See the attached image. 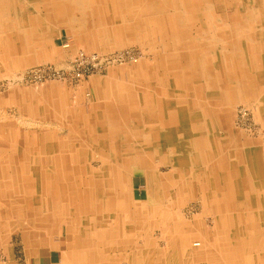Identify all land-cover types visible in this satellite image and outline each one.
Returning <instances> with one entry per match:
<instances>
[{"label": "bare ground", "instance_id": "obj_1", "mask_svg": "<svg viewBox=\"0 0 264 264\" xmlns=\"http://www.w3.org/2000/svg\"><path fill=\"white\" fill-rule=\"evenodd\" d=\"M17 1L23 0H0V35L9 34L13 37L10 41L6 38L5 43L3 42L5 45H12L19 34L41 30L38 25L41 23L39 19L42 18L40 14H35L32 23V18L22 14L25 13V8L22 13L6 10V4L18 10L15 5ZM66 1L74 4L71 10L76 9L79 4L78 0ZM259 1L253 0L249 2L250 5L245 6L227 2L233 13L238 14L237 17L243 22L240 32L232 33L225 27L219 29L221 34L218 36V31L214 33L212 30L215 29L211 30L204 24L203 28H197L194 32L171 33L168 38L172 44L168 40L163 44L164 52L167 53L166 64L163 65L164 62H160L158 56L155 63L156 67L164 66L168 74L151 76L146 65L138 68L145 71L143 74V70L139 72V80H135L143 82L146 91H143L140 97L129 96V106L125 108L127 111L124 110L121 118L117 121H104L106 115L97 125V129L101 131L91 133L90 138L95 146L105 153L102 163L108 179H104L99 171H93L85 164L83 174L76 171V167L83 164V159L88 158L82 147L71 145L70 142H61L58 145L48 131L42 134L43 137H35V142L42 145L35 155L34 164L29 166L32 170L20 173L21 178L0 190L1 198L8 201L0 204V227L3 231L6 233L13 226L16 230H21L24 227L23 221L29 218L28 226L48 240L51 237L47 232L51 230L53 235H59L63 226L70 224L71 233L66 236L65 243L67 254L76 259V264H115L110 254H118L119 258L123 255L120 259L126 262H134L138 257V263L154 264L156 258L148 249L153 248V242L148 238L149 229L159 227L162 239H169L170 235L174 234L171 233L173 229H186L199 242L194 245L195 254L189 252L185 255L190 261L177 255V244L173 241L170 242L171 252L167 249L168 253H163L160 259L167 260V264H194L200 238L202 239L198 233L201 227L196 228L195 224H184L174 218L170 219L168 209L157 206L164 205L161 193L157 201H149L148 198L144 204H130V176L132 167L136 166L145 174L147 192H156L155 197L157 191L173 185L177 193L172 196V201L174 198L177 201L179 198L194 199L196 191L198 193L199 190L205 208L209 206L215 216H218L215 232L210 234L207 243L210 250L209 257L204 258L207 262L216 257L228 259V262L233 261L236 264L237 250L231 252V248L237 245L235 237H242L244 247H250L253 253L254 262L261 259L264 264V182L257 181V186L255 185L254 190L251 189L253 193H248L245 188L246 181L240 182L238 179V188L244 189L245 192H241L243 194L239 197L236 196L233 203L230 195L233 190L231 185L226 184L231 174L223 154L224 148L221 147L233 145L231 140L225 141L223 134L227 129L228 115L225 113L233 104L243 102L248 105L257 104L260 110L264 108V98L260 97L262 87L256 84L264 79V1ZM38 2L52 3L51 22L67 27L66 19L60 21L63 16L59 15L61 4L65 0H36V4ZM201 2L208 3L204 0H115L116 23H112L110 29L123 33L124 38L134 37L138 33L149 37L146 34L147 28L150 31L152 29L146 27L147 24H152L155 26L153 30L162 33L164 28L160 25L165 23L162 20L159 26H156L152 16L166 19L173 23H170L171 26H176L181 21H196L193 8L194 5H200L199 17L204 14L207 18L204 12L207 7H202ZM120 3L124 4V7H117ZM183 6L185 12L179 9H183ZM166 10H171L172 13L166 16L160 14ZM139 17L143 20L136 21ZM74 18L76 19L72 14V22H76ZM133 22L138 24L134 25ZM97 24L104 26L99 28L101 33L104 32L103 28L107 29L106 23L100 21ZM224 32L228 34L224 35ZM230 33L238 35L231 36ZM213 55L218 57H212ZM219 78L224 81L223 85H219ZM85 136L90 139L88 133H85ZM155 166L170 167L172 175L163 179L153 178ZM78 168L80 171V167ZM62 176L83 177L80 179L84 188L73 186L70 191L65 188L66 185H61V182L66 183ZM147 196L149 197L148 194ZM257 199L262 203L257 204ZM117 203L120 204V214H117ZM229 203L236 205L238 214L225 212V209L230 208ZM172 204L174 203L168 205ZM153 206L157 208L150 211L149 208ZM7 207L11 211V217L15 218L14 222L7 214ZM221 209L224 210L220 212ZM245 210L252 211L253 217L250 220L247 219ZM151 212L156 216L150 220L148 214ZM235 219H238V223L234 222ZM170 220L172 223L168 228L166 222ZM248 222L250 230L245 227ZM19 224H22V227L19 228ZM134 230H140L144 237L141 252L135 248L136 241L122 240L127 233ZM204 236L208 237L205 233ZM128 237L132 238L133 235ZM158 260L156 261L159 263Z\"/></svg>", "mask_w": 264, "mask_h": 264}, {"label": "rangeland", "instance_id": "obj_2", "mask_svg": "<svg viewBox=\"0 0 264 264\" xmlns=\"http://www.w3.org/2000/svg\"><path fill=\"white\" fill-rule=\"evenodd\" d=\"M193 1L197 2L199 0H193ZM204 1L210 3L209 5L207 4L205 6V4L201 2L202 7L208 6L207 8L204 9L205 13H209L211 11L214 15H217V17L225 13L226 8L221 3V0H204ZM140 4L144 5L141 2ZM184 7L185 6H183V9L179 8L180 11L185 12ZM194 7H195L193 8V10L195 9L194 17L196 18V21L195 20L190 21V22L181 21L180 24H177L176 26H171L170 23L173 25L172 22H169L166 19L160 18L161 20L165 21V23H161L160 25L164 28L162 33L161 32L159 33V32H156V30H153L155 29V26H153L152 24L150 26L147 24L146 27H150L152 29L150 31L147 28L146 34L149 37H144V35L141 33L136 34L134 37H130V36H126L125 38L123 36L122 37H110V39H108V42L111 41L110 43L111 45H108L107 47H99V48H95V47L92 48L88 45H86L87 48H85V46L78 44L79 42L81 43V41L78 42L72 34H68V33H65L66 31L60 30V27H61L60 23H52L51 28L53 31H52L51 45L49 48H47L48 57H49L47 60L36 63V64H31V65L22 63L21 64L22 66L17 70H9V71H6L4 74L0 72V98L1 97L5 98V100L0 101V133L1 132L4 133V137L6 138L8 134H11L12 132H14V135H17L18 132H21L20 137H19L20 139L19 141H21L20 145H22L23 143H25L24 145H28L26 141L29 139V137L31 139L33 137V134L36 136V138H40V137H43L44 135L42 134L46 133L47 131L48 133L51 134L50 136L55 139V142H74L76 143V142L84 141V140L80 136L79 134L80 132L77 131L75 123L80 122L81 119L82 121H84L85 124H89V125H94L98 121L99 122L101 121L98 118L96 119L92 118L90 114L92 111V108L95 107V109H98L97 111L99 113H103V112L107 113L108 115L106 119L107 121H117L118 119L115 118V116L119 114V112L117 111H119L120 107H121L120 111H122V107L123 108L128 107L126 96L120 95V98L116 97L117 96L116 94L119 93L117 92V89L121 90V88L123 87H125L126 89L128 88L126 83H130L132 84L130 85L132 94L140 97L141 93L143 91H146V87L140 86L139 81L136 82V80H139V72H142L143 70L142 69L140 71L138 70V68L141 66L143 67V65H146V67L150 71V72L148 71V73L151 76L160 75V74H168V72L166 73V70L164 69V66H163L164 64H166L165 60L167 59L165 58L167 53L164 52L165 49L163 47L164 41L168 40V42L172 44L169 41L168 37H171V33L173 32L174 33L175 32L187 33L189 31L194 32L196 31L195 29L204 27V24H205L204 14H203L204 12H202L203 15L199 17L200 5L198 6L194 5ZM207 9L208 11H206ZM168 13H172V11L166 10L164 13L160 12V14H162L163 16L168 15ZM133 24L137 25L138 22H133ZM94 31H95L94 29L91 30L92 33ZM93 40L96 41L95 39ZM93 40L91 39V42ZM65 44H68L69 47L63 48ZM79 51L87 53V54L95 53L101 56H105L107 58L112 57L113 55L115 56V54L119 52L131 51V54H134L132 55L134 59L132 60L127 59V57L125 56L124 62L108 63L105 65V68L100 73L93 74V75L89 73L88 75H85L86 76L85 80H82L79 83L59 81V80L52 81V80L43 79V80L38 81V80L28 79V74L33 69H38V68L48 67V66L55 68V69H62L66 73L68 71L67 69L69 65L68 63L75 57V55ZM157 56L159 57L160 62H164L162 65L163 67H160V66H158L157 68L154 67L156 65L155 63L157 62ZM212 57H218V56L213 55ZM144 71L145 70H143L142 74L144 73ZM111 78L123 79V81L120 83H123L125 85H120V86L105 85L101 87L102 88L101 96L97 95V93L93 94L90 83L95 82L97 79H111ZM18 89L21 91L28 90L30 92L28 94L29 97L31 99L33 98L32 100H35V102L37 103L36 106L39 107V110L37 112H39L40 115L44 113L46 114V116L38 117V118L23 117V115L26 113L22 112V110L20 109L21 104L19 102L14 103L10 99L9 100L6 99L8 98L7 96L8 92L16 91ZM104 90L106 91L105 93H104ZM86 93L90 94L89 98L85 96ZM52 99H55V101H52V102L48 101ZM29 106L31 108L32 102ZM259 110L260 109L257 104L248 105L242 102V103L233 104L232 108H230L229 111L225 113L228 115V118L226 117L227 129L224 130L223 132V134H225V137H224L225 141L228 142L231 140L232 141L231 143L233 145H239L243 149L239 153H242L243 151H248V155L244 160L242 158H238V156H236L234 153L227 151L229 160L235 161L236 159L240 163L239 166L241 169L240 171L241 174L244 170H246L247 167L248 168L251 167L252 171L254 170V163H255L256 157L258 159V162H259L258 164L260 166H258V164L256 163L255 164L257 167H259L262 170L264 174V108L261 109L260 111ZM260 112L261 114H259ZM225 114L223 113V115ZM63 115L64 117H59ZM220 116L222 115L220 114ZM41 120L43 122L45 120V122L43 123ZM12 129L13 131H11ZM68 130L69 131L73 130L72 131L73 136L69 137ZM28 131L31 132V134H29ZM89 140L90 141L88 144L90 145H78L79 147H82L85 150V152H87L86 157L88 158L83 159V164L78 165V167H80V171L78 167H76V171L80 174H83L84 173L83 167L85 164L86 166L91 168L93 171L95 170L99 171V173L104 179L106 178L108 179L109 177L108 175H106L107 172H105L103 169L105 153L101 149L95 146L96 144L91 140V138ZM243 147L245 148V150ZM80 162L82 163V161ZM153 170H154L152 172L153 178L155 177L157 179L158 178L163 179L165 177H169L172 175V169L170 167L157 166L156 168L155 166ZM132 174H133V177H132L133 179H130L131 187L129 188H130V193H131L130 198H131V201H133L134 203L131 202L130 204H133L135 206H137L138 204H144V202H136L134 199L147 200L149 198V201L151 200L157 201L158 196L161 193V196H163L162 200H164L163 201L164 205H157V206H159L161 209H165L166 207L167 209L176 211L174 214H171V212L168 213L169 214L168 217L169 218L171 217L170 219L173 220L174 218L177 221L183 222L184 224L185 223H188L191 225L195 224L194 226H196V228L201 227L200 229L201 231L198 233L201 235L202 239L200 238L201 240L200 246L195 255L197 260H195L194 258L196 262H194L193 260L191 263L194 262V264H206V262L205 263L204 261L201 262V260L204 259L205 257H209L208 255L210 254V250L208 249V246H207V243L209 241V237L211 234L209 231L213 232L215 230V226L218 221L217 219L218 216H215V213H213V215L212 214L204 215V213H200L202 205H201V201H199L197 197H195V199L179 198L178 201L177 199L174 198L173 199L174 202H173L171 198L174 194L177 193L174 191L176 188L174 187V185L173 187L170 186L169 188H166L163 190L161 189L159 192L157 191V196L155 197L156 192H153V191L147 192V184L145 182L146 178H145L144 172L138 167L133 166ZM246 174H247V177L250 178V187L252 189L254 187L253 181H255L256 176L253 175V173H249V174L246 173ZM71 183H73L74 185H72ZM61 185L63 186L66 185L65 188L69 189L70 191L73 190L74 188L73 186L78 187L80 189L84 188V184L82 181L81 182L73 181V182H67L64 184L61 182ZM147 194L149 195V197L147 196ZM133 195L135 197H133ZM263 196H264V193H263ZM258 199L260 198L258 197ZM258 199H257V204H260L262 203V201H264L263 199L260 202L258 201ZM171 203H174V204H172L171 206L168 205ZM230 203H229L230 208L229 207L228 208L232 209L233 207ZM157 206H153L152 208L150 207L149 210L152 211L155 207L157 208ZM116 209H117V214H120V204L117 203ZM8 215L14 222L15 218H12L10 213H8ZM153 216H156V214H153L152 212L148 214V217L150 218V220ZM202 217L204 218L203 222L193 223L194 220L196 221L201 220ZM28 219L25 218V220L23 221L24 227L21 230L20 229L16 230V228H14L13 230L14 235L12 236V241L9 239L8 245L0 244V256L1 257L4 258L6 255V252L12 251V249L14 250V253H16L18 257H21V258L23 257V254H24L23 247L19 245L21 236H19L18 234L21 235V232L27 233L28 231H31L30 227L28 226ZM152 220L154 221V219ZM172 220L166 222V226L168 228L171 227ZM19 225H22V224H19ZM66 227H67L66 231L71 232V225L69 224ZM157 228L159 227H155V228L152 227L151 230L149 229L148 231V238L149 240H152L153 242V248L148 247V249L151 252V255L156 258L154 261V264H159L156 260L160 259V256L163 253L167 254L168 253L166 252L167 249H169L168 251L171 252V247H170L171 241L177 244V255L183 258V260L190 261V259H187L185 255H187L189 252L193 253L195 250L194 249L195 243L197 242L199 244V242L197 239L194 238L193 235H191L190 232L188 233L189 230L187 231L186 229H183L180 231L179 230L175 231L173 229L171 233H174V234L170 235L169 239L168 238L166 239V237H164L165 239H162L161 230ZM246 229L250 230V228L248 227H246ZM66 231L64 230V232ZM204 233L208 235V237L204 236ZM128 235L130 236L133 235V237L129 238ZM213 237H215V235ZM143 238L144 237H142V232H140V230H134L133 232L127 233L126 237L125 238L123 237L122 240L136 241L135 244L137 246L135 245L136 246L135 248L139 250V252H141L143 251L141 250V248L144 246ZM235 238L237 239V242H236L237 245H235L234 248L233 247L231 248V252H234L237 250L238 259H240V257L241 258L247 257V259H250V261H252L253 253L250 247H247V248L244 247V242H243L242 237H239V238L235 237ZM163 242L167 243L168 246L164 244ZM11 244L13 245L11 246ZM243 247L245 248L244 250H243ZM204 249H208L209 251L205 254L203 253ZM193 254H195V252ZM111 256H113V259L115 260V264H142L140 262L138 263V260H137L138 257L134 262H126L120 259V258H123V255L120 258L118 254H110V257ZM139 258H140V255H139ZM254 263L255 262L253 261L252 264ZM255 264H258V263H255ZM260 264H263V263L260 262Z\"/></svg>", "mask_w": 264, "mask_h": 264}, {"label": "crops", "instance_id": "obj_3", "mask_svg": "<svg viewBox=\"0 0 264 264\" xmlns=\"http://www.w3.org/2000/svg\"><path fill=\"white\" fill-rule=\"evenodd\" d=\"M78 1H79V4H78L79 6L76 5L77 6L76 9L71 10L72 6L74 4H72L71 1L65 0V2H63L61 4V10L59 13L60 17H61V15L63 16V18H60V21H64V18H65L66 19L65 22L67 23L66 24L67 27H63L61 25L60 30H64V31H66L65 33H68V34H72L78 42L81 41V43L79 42L78 44L85 46V48H87L86 45H88L92 48H94V47L95 48L105 47L111 43V41L108 42V39H110V37H122L124 35L123 33H116V32H114V30L110 29L111 25H113L112 23H116V19H115L116 14H114L115 13L114 6L116 5L115 0H104V1L103 0H78ZM251 1H253V0H237V1L236 0H221V3L226 8L225 13L219 15L218 17H217V15H214L211 11L209 13H206L207 18L208 17L209 18L207 19L206 16L204 17L205 26L207 28H211V30L215 29V30H212V31H214V33H216V31H218V33H216L218 36H220V34H221V33L219 34V32H221L220 31L221 28H225V27L229 28V32H232V33L240 32L241 28H243V22H241V20H239V18L237 17L238 14L233 13V10L230 8V6L227 2H230V4L232 2H235L239 5L245 6V5H250L251 3H249V2H251ZM263 1L264 0H260L259 2L262 3ZM44 4L40 3V2H38V4H36V0L17 1V3L15 5L18 7V10H15L14 6H12L13 8H11V6L6 4L7 5L6 10L10 11V12L19 11L20 13H22L24 11V8H25V13H22V14H24V17L32 18V20H31L32 23L35 20V14L36 13L40 14L42 18L39 19V21L41 23L38 24L40 26V29H41L40 32H29V33H25V34H19V35H17L18 39H15L12 42V45L3 44V42L5 43L6 38L9 39V41H10L11 38H13L12 35H9V34L8 35H0V38H1L0 39V41H1L0 42V72H2V74H4L6 71H9V70L19 69L22 66L21 65L22 63H26V64L31 65V64L43 62L49 58L47 48L50 47L51 38H52V29H51V25H52L51 14H52V12L51 11L53 10V5L50 2H48L47 4L46 3H44ZM204 4L206 6L207 4L209 5L210 3L208 2L207 4L206 3H204ZM118 5H120V6H117V7H120V8L124 7V4L120 3ZM19 6H21V7H19ZM94 6H95V8L93 9ZM79 7H81V8H79ZM41 8L43 9V11ZM206 11H208V9ZM72 14L76 17V19L74 18V20L76 22L71 21ZM113 15H114V17H113ZM120 18H122V17H120ZM152 18H153L152 20H153L154 24H156V26H159L158 24L162 20L158 16H152ZM138 19L143 20V18L139 17L136 19V21ZM100 21L103 24L104 23L107 24V29L103 28L104 32H102V33L100 31V29H101L100 27L103 25L97 24ZM85 22H86V24H85ZM85 27H86V29H85ZM42 29H44V30H42ZM93 29L95 31L92 33L91 30H93ZM250 32L252 33V31H250ZM232 33H230L229 35H231V36H237L238 35V34H232ZM223 34L226 35L228 33L224 32ZM89 38H91L92 40L95 39L96 41L93 40L91 42V39H89ZM154 67L157 68L156 66H154ZM218 70L219 69H216V71H218ZM124 80H126V79H124ZM219 80H220L219 85H223L224 81L221 80L220 78H219ZM122 81H123V79H119V78L97 79L95 82H92L90 84L92 87L93 94L97 93V95L101 96L102 95L101 94L102 93L101 87H103L105 85H113V86L125 85L123 83H120ZM126 84H127L128 88L125 89V87H123V88H121V90L117 89V92H119L116 94L117 98H120V95L126 96L127 99L129 98V96H133L131 89H130V87H131L130 85H132V84H130V83H126ZM256 84L261 85L263 92L260 95V97L264 98L263 97L264 96V79L258 81V83H256ZM140 86H144V83L140 82ZM105 92L106 91L104 90V93ZM29 93L30 92L28 90H22L21 91L18 89L16 91L8 92L7 93L8 98H6V99L7 100L10 99L14 103L19 102L21 104L20 109L22 110V112L26 113L24 115L21 114V115H23V117H31V118L32 117L38 118V117H43V116L45 117L46 114L43 113L44 115L43 114L40 115V113L37 112L39 110V107L36 106L37 103L35 102V100H32L33 98L31 99L29 97V95H28ZM3 100H5V98L1 97L0 101H3ZM48 101L52 102V101H55V99L48 100ZM31 102L33 104H32L31 109H30L29 105L31 104ZM127 102H128V100H127ZM128 106H129V104H128ZM22 107H24V108H22ZM120 109H121V107H120ZM120 109H119V111H117V112H120L119 115L117 114L115 116V118H117V119L122 117V115H123L122 113L124 110L127 111L126 110L127 108L126 109L123 108L122 111H120ZM97 110L98 109H95V107L92 108V111L90 113L92 118H95V119L96 118H98V119L102 118V120L105 119L104 116H106L107 113H105V112L99 113ZM48 111H50V110H48ZM59 117H64V115L59 116ZM107 117H108V115H107ZM106 119L104 121H107ZM44 122H45V120H44ZM97 123L95 124V126L85 124L84 121H82V119L80 122L75 123L77 131L80 132L79 134L83 138L84 141H79L76 143L70 142L71 145H90V144H88L90 140L88 138L87 139L85 138L86 137L85 133H88L89 138H90L92 135L91 134L92 132H98V131L100 132L101 130L97 129V125H99V121ZM11 131H13V129ZM72 131L68 130L69 137L73 136ZM20 133L21 132H18L17 135H14V132H12L11 134H8V136L6 138L4 137V133H2V132L0 133V190H3V188L5 186H7V185L9 186L12 183H14V181L16 179L21 178L20 173H22V172L24 173L25 171L30 172L32 170L29 166H32V164H34V159L36 157L35 155H36L38 149L40 148V146L42 145L37 141L35 142L34 138L36 136L34 134H33V137L31 139L29 137V139L26 141V143L28 145H24L25 143L20 145L21 144V141H19L20 140L19 139ZM28 133L31 134V132H29V131H28ZM56 143L59 145L61 142H56ZM221 147L224 148L223 154H224V157L226 159V164H227L229 171H230L229 174H231L228 176V180H227L226 184L231 185V189L233 190V192L232 193L229 192V193H230V195H232V197H231L232 202L235 203L234 198L241 196V194H243L241 192H243V191L245 192L244 189L238 188V186L240 187V185H239L240 183L237 184L236 181H238V179L240 182H243L245 180L246 181V187H245L246 190L248 191V193H253L255 185L257 186V181L264 182V174H263L262 170L256 166V164L259 163L257 157L255 160L256 164L254 163V170L252 171L251 167H249V168L247 167L246 168L247 171L244 170L241 174L240 172H238L241 170L240 166H239L240 163L236 159H235V161L229 160L228 155H227V151H230V152L232 151V153H234L236 156H238V158H242L243 160L247 157L248 151H243L242 153H239L240 151L243 150L239 145H228V146L227 145H223V146L221 145ZM244 150H245V148H244ZM26 161H27V163H26ZM14 164H16V165H14ZM258 166H260V165L258 164ZM156 168H157V166H156ZM243 173L245 175H246V173H248V174L253 173V175L256 176L255 181H253V183H254V187L252 188L253 190H251V187H250V178H248L247 175L246 176L243 175ZM17 174H19V175H17ZM240 175L242 176V178L240 177ZM132 177H133V174L130 176V179H133ZM80 178L83 179V177H80ZM80 178L78 176H74L73 178H69L67 176H62V180L66 183L72 182V181L81 182L82 180ZM70 179H72V180H70ZM130 182H131V180H130ZM145 182H146V179H145ZM0 194H1V192H0ZM129 196L131 197L130 191H129ZM201 196L202 195L200 194L199 190H198V193L196 191V197L198 198L199 201H201V205H202L200 213H204V215H210V214L213 215V212H212V210L209 209L210 208L209 206L207 208H205V203H204V201L201 200V198H202ZM133 197H135V196L133 195ZM134 200L136 202H144V203L147 201V200H136V199H134ZM3 203H8V201H4V199L1 198V195H0V204H3ZM233 203L231 205H232V207L235 206V208L225 209V212L227 214H229V213L238 214L239 210H238V208H236V205ZM8 210H9V208L7 209V212L11 214V211L10 210L8 211ZM168 210H169V212H171V214H174L176 212V211H173L171 209H168ZM223 210L224 209H221L220 212H222ZM244 212H246L248 214L247 219H251L253 217L252 211L245 210ZM203 219L204 218L202 217L201 220H197V221L194 220L193 223H201L204 221ZM234 222L238 223V219H235ZM68 225H66V226H68ZM66 226H63L62 232L59 235L58 234L53 235L51 230L49 232H47L46 234H48L51 237V239H48V240L44 239L42 237V235H40V233H37L36 230H34L32 227L29 226L31 231H28L26 234L22 233V232H21V235L18 234L19 236H21L20 241H19V245H21L23 247V251H24L23 257L22 258L18 257L16 255V253H14V250L12 249V251L6 252V255L4 258L0 256V264H76L75 263L76 259H73L74 258L73 256L67 254L68 248H67V245L65 243L66 242L65 240H66V236H68L71 232L66 231V228H67ZM20 227H22V226L19 225V228ZM246 227L250 228L249 222L246 224ZM14 228H15L14 226H13V228L10 227V229L6 233L3 231L2 228H0V244L8 245L9 239L12 241V236L14 235V232H13ZM157 229H160V228H157ZM64 230L66 232H64ZM208 231H206V232H208ZM209 232L211 234L213 233L211 231H209ZM163 243L167 245V243H165V242H163ZM12 245L13 244H11V246ZM208 251H209L208 249H204L203 253L206 254ZM212 255L214 256V254H212ZM158 261H159V264L160 263L161 264H165V263L167 264V260H165L164 258L159 259ZM253 261H254V259L252 261H250V259H247V257H244V258L240 257V259H238L236 261V264H252ZM204 262H206V264H235V263H233V261L228 262V259H222V258L216 259V257H214L213 261L210 260L209 262H207L204 259ZM260 262H261V259H259L258 262H256V263L260 264Z\"/></svg>", "mask_w": 264, "mask_h": 264}, {"label": "built area", "instance_id": "obj_4", "mask_svg": "<svg viewBox=\"0 0 264 264\" xmlns=\"http://www.w3.org/2000/svg\"><path fill=\"white\" fill-rule=\"evenodd\" d=\"M68 47V44H65L63 46V48ZM132 55L134 54H131V51H124L115 54V56L113 55L112 57L107 58L95 53L87 54L79 51L77 52L75 57L68 63V71L66 73L62 69H55L48 66L33 69L28 74V79L38 81L43 79L52 81L59 80L79 83L80 81L85 80V75H88L89 73H91L92 75L100 73L108 63L124 62L125 56L127 57V59H134ZM85 96L89 98L90 94L86 93Z\"/></svg>", "mask_w": 264, "mask_h": 264}]
</instances>
